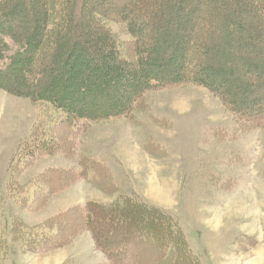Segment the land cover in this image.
Returning <instances> with one entry per match:
<instances>
[{"label": "trees", "instance_id": "1", "mask_svg": "<svg viewBox=\"0 0 264 264\" xmlns=\"http://www.w3.org/2000/svg\"><path fill=\"white\" fill-rule=\"evenodd\" d=\"M260 5L264 0H0V90L48 103L61 119L78 123L130 118L147 92L192 84L215 94L239 120L264 121ZM112 23L130 39L121 40ZM29 142L11 161L9 191L25 188L15 173L29 158L57 145L35 135ZM50 178L48 170L36 175L38 186L18 204L32 207L50 189ZM67 211L35 225L16 218L4 226L0 261L13 243L34 251L69 243L72 225L61 226ZM83 224L109 264L134 262H122L124 249L114 250L99 225L125 227L132 235L136 226L146 242L160 245L154 264H202L170 213L132 196L87 202Z\"/></svg>", "mask_w": 264, "mask_h": 264}, {"label": "rangeland", "instance_id": "2", "mask_svg": "<svg viewBox=\"0 0 264 264\" xmlns=\"http://www.w3.org/2000/svg\"><path fill=\"white\" fill-rule=\"evenodd\" d=\"M258 9L264 12L262 5ZM231 24L237 33L236 22ZM111 27L124 42L130 39L119 23ZM60 117L48 103L0 90V229L17 219L35 225L68 210L61 226L71 223L74 234L69 243L45 251L13 243L0 264H109L90 229L82 226L84 208L89 201L108 203L121 195L170 213L202 264H264L260 117L239 120L215 94L192 84L147 92L130 118L73 123ZM34 135L54 138L57 145L29 158L15 173L25 188L9 191L11 161ZM45 170L50 189L32 207L20 206ZM101 227L114 250L124 249L122 262L155 263L160 245L146 242L136 226L134 235L125 227Z\"/></svg>", "mask_w": 264, "mask_h": 264}]
</instances>
